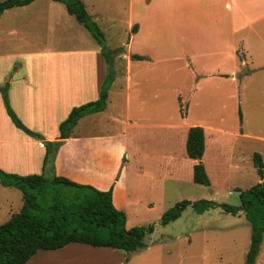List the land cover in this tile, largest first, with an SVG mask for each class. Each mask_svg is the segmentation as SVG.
Returning a JSON list of instances; mask_svg holds the SVG:
<instances>
[{
  "label": "crops",
  "instance_id": "crops-1",
  "mask_svg": "<svg viewBox=\"0 0 264 264\" xmlns=\"http://www.w3.org/2000/svg\"><path fill=\"white\" fill-rule=\"evenodd\" d=\"M81 1L88 13L86 2ZM127 28L130 30L127 41L110 50L114 52V74L108 88L106 108L87 117L91 125H101V122L107 126L116 124V133L113 130L79 137L73 130L71 137L60 140L58 125L71 109L99 98L107 76V63L100 47L60 2L34 0L26 6L1 13L0 88L5 87L8 104L17 118L39 137L32 138L14 126L0 92L2 172L21 176L41 173L44 143L61 141L63 144L55 153V175L101 191L112 188L115 208L125 213V195L133 190H126V193L121 189L122 179L116 180L120 164V177L125 176V166L130 159L136 160L139 167L143 165L140 170L148 167L161 169L162 173L152 183L160 185L173 176L175 166L172 163L178 155L176 148L181 151L180 157L184 159L186 156L189 128L203 129L202 163L208 145L207 131L248 136L197 120V116L190 112V101L185 104L188 98L184 99L179 93L177 104L181 103L182 108L178 110L176 106L170 111L168 99L160 90L166 73L174 64L195 79L192 84L195 92L205 91L207 86L224 89L223 103H236L235 83L238 77L240 79L242 66L264 70V0H129ZM116 49L120 52L117 53ZM133 55L143 59H132ZM240 57L243 61L237 62ZM146 88L150 90L149 96L143 95ZM152 88H155V94ZM260 89L264 96L263 82ZM108 111L114 115L101 121L100 117L105 118ZM148 114L155 119L144 122V115ZM240 115L242 119L241 112ZM170 117L175 120L172 124L168 122ZM171 130L176 132L175 136L171 137ZM212 140L216 145V139L210 136L209 143ZM75 143L89 146L90 156L98 153L105 157L104 162L108 161L109 168L104 170L97 166L100 162L94 156L88 166L94 176L89 177L87 172L86 175L78 173V178L72 177L69 170L76 167L68 164L69 157L60 158V155L68 153ZM190 163L196 161L190 160ZM145 169L140 181L147 175ZM7 189H13L12 198L19 201L15 206L17 211H14L10 197L8 201H1L7 207L6 220L22 206L21 192L0 184V192ZM148 190L151 194L150 187ZM141 194L137 195L136 201L140 200ZM149 200H152L151 196ZM134 257L132 253L125 254L118 249L71 243L57 250L38 251L25 264H160L156 259L142 256L134 260Z\"/></svg>",
  "mask_w": 264,
  "mask_h": 264
},
{
  "label": "rangeland",
  "instance_id": "rangeland-1",
  "mask_svg": "<svg viewBox=\"0 0 264 264\" xmlns=\"http://www.w3.org/2000/svg\"><path fill=\"white\" fill-rule=\"evenodd\" d=\"M84 1L88 7L89 19L102 31L105 46L109 51L114 46L117 48L122 45V42L127 41L130 34V30L127 28L129 0ZM99 4L102 6L99 7ZM116 50L117 53L120 52V49ZM109 51H106V54L112 62L114 52ZM239 61H243V57H240L237 62ZM254 65L257 64L254 63ZM107 67L109 66L107 65ZM177 68L176 65L171 64L160 90L163 92V97L168 99L170 111H173L176 106L178 110L182 108L181 103L177 104L176 96L179 93L184 96V99L188 98L185 99V104H189L190 101L192 105L190 112L197 116V120L227 132L237 134L243 132L248 136H232L213 132V130L207 131L208 145L203 165L210 181L209 186L198 185L192 181L194 164L190 163L191 159L187 156L184 159L180 157L181 151L177 148L178 155L172 163L175 166L173 176L166 178L160 185L152 183L155 182L156 176L162 173L161 169L144 168L147 175L140 181L141 173L144 171V169H140L143 165L139 167L136 160H128V165L125 166L127 167L125 176L120 177L122 169V164H120L116 180L122 179L124 184L121 183V189H124L125 192L133 190V193L125 195V228L154 225L153 233L145 237L147 246L140 250L141 252L130 253L135 256L134 260L143 256L149 260L156 259L160 264H245L250 247L251 227L240 211L231 214L220 208H214L198 215L190 207H187L179 218L165 225H161L159 222L166 211L185 200L190 202L210 200L238 207L240 204L239 191L248 190L264 181V172L262 180H260L253 162V155L259 154L264 164V96L260 89V83H264V70L259 67L242 66L239 72L240 79L238 77L235 83L238 92L236 103L230 101L223 103L222 95L225 93L223 88V90H216L207 86L205 91L197 90L195 92L192 86L195 84V79L188 72L184 73ZM223 79L225 80L227 77ZM148 91H150L148 88L144 89L143 95L149 96ZM152 92L155 94V88H152ZM112 107L115 109L114 106ZM239 112L243 115L242 119H240ZM107 114L105 118L100 117L101 121L114 115L109 111ZM88 115L81 117L73 128L74 133L79 137L94 133H108L113 130L116 133L118 129L116 124L107 126L101 122V125H91L87 119ZM216 116L219 117L215 118ZM144 117V122H151L155 119L152 114L144 115ZM168 122L172 124L175 120L170 117ZM170 134L172 137L176 135V132L171 130ZM210 136L216 139V145H213V140L209 143ZM260 137L263 140L258 139ZM62 144L58 146L57 150ZM74 145L68 153L60 155V158L69 157L68 164L71 166L73 164L76 167L73 171L69 170L72 177L78 178V173L86 175L87 172H89V177L94 176L92 170L88 168L92 164L90 161H94L92 159L94 156L101 163L97 166L104 170L109 168L108 161L104 162L105 157L99 156L98 153L92 154L93 156L88 154L89 146L82 147L80 143ZM73 155L75 158L72 157ZM123 156L126 154L124 153ZM54 161L55 156L53 159H49L44 171L41 170L45 177L55 174ZM66 173L67 171L64 172L65 175ZM149 187L151 194H149ZM140 193H142L140 200L136 201V197ZM13 194H15L13 189L1 191L0 204L4 203L1 201L10 197V202L15 208L19 200L18 198L14 200ZM150 196L151 201L149 200ZM135 204L139 207H135ZM17 209L15 208L14 211ZM6 213L7 207L3 204L0 208V224L6 220ZM254 264H264V233Z\"/></svg>",
  "mask_w": 264,
  "mask_h": 264
},
{
  "label": "trees",
  "instance_id": "trees-1",
  "mask_svg": "<svg viewBox=\"0 0 264 264\" xmlns=\"http://www.w3.org/2000/svg\"><path fill=\"white\" fill-rule=\"evenodd\" d=\"M33 1H1L0 15L7 9L26 6ZM53 1L62 3L67 13L89 31L109 66L99 98L73 107L66 119L58 125L59 139L64 140L71 137L72 130L81 117L105 109L107 90L113 79V69L112 66L110 67L112 62L106 54L109 50L105 46L104 35L89 19L83 2L81 0ZM131 58L143 59L137 55ZM0 92L6 112L14 126L28 136L39 139L37 134L21 123L10 108L5 87L0 88ZM239 116L241 119L240 114ZM61 143V141L44 143L43 171L49 159L54 158ZM185 151L189 159L196 161L193 166L192 181L198 185L209 186L210 181L201 162L204 151V132L201 127L189 128ZM253 162L262 180L264 164L259 154L253 155ZM0 184L16 188L22 195L20 210L0 224V264H25L38 251L57 250L71 243L113 248L126 253L140 251L147 246L145 237L154 231L152 224L125 228L126 215L115 208L112 201V188L101 191L90 185L79 184L55 174L51 177H45L44 173L21 176L8 174L1 170ZM238 195L240 203L238 207L210 200L179 202L162 215L159 224L165 225L179 218L187 207L198 215L214 208H220L231 214L240 211L251 227L250 247L245 264H254L264 233V181L248 190L239 191Z\"/></svg>",
  "mask_w": 264,
  "mask_h": 264
}]
</instances>
